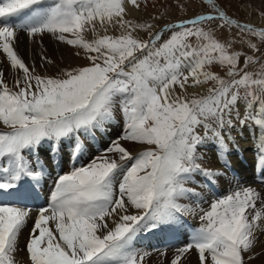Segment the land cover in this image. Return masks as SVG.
<instances>
[{"label":"snow or ice","instance_id":"1","mask_svg":"<svg viewBox=\"0 0 264 264\" xmlns=\"http://www.w3.org/2000/svg\"><path fill=\"white\" fill-rule=\"evenodd\" d=\"M206 3L211 12L177 20L160 32L150 22L127 18L129 6L139 9L140 0L0 3V64L13 73L10 86L0 69V124L10 129L0 132V200L12 201L0 202V264H20L21 251L29 264H146L150 251L138 246L141 234L174 232L182 217L196 215L200 226L169 264H184L193 251L199 264H249L256 233L264 232V195L234 177L232 190L213 192L205 210L197 177L209 185L223 179L225 173L203 167L204 151L229 168L225 137L234 143L237 125L252 122L264 129V65L254 74L249 69L257 59L233 50L235 43H248L259 52L233 30L264 41V28L231 18L216 0ZM97 25L105 32L118 27L121 34L86 40L84 33H95ZM18 32L51 34L82 50L76 55L88 63L42 76L19 54ZM209 83L207 95H188L189 88ZM117 108L124 133L86 163H75ZM121 140L142 150L133 154ZM44 142L52 145V155L36 161L29 153ZM258 151L264 163V138ZM69 164L53 177L50 199L37 206L21 248L19 238L35 206L28 201L40 195L36 185L49 169L55 172L53 165Z\"/></svg>","mask_w":264,"mask_h":264},{"label":"bare ground","instance_id":"2","mask_svg":"<svg viewBox=\"0 0 264 264\" xmlns=\"http://www.w3.org/2000/svg\"><path fill=\"white\" fill-rule=\"evenodd\" d=\"M49 3H51V0H44V4H42L41 7H44L45 5H47ZM92 33H94V32H92ZM39 38H40L41 44H43V46H45V48L42 47V49H41V51L42 50L45 51V54L46 53L54 54V52L55 53L57 52L60 55H63L64 50L67 51V54L65 53L63 55L62 60H61L63 64H66V62H69V61L71 63L76 64V66H78V64L84 65L85 63H87L85 61L86 58L83 57V54H81L79 56L76 55V52L81 51V50H77L75 48L74 51L73 50L71 51V50H69L70 45L55 44V37L52 36L51 34H47V33L44 34L43 37H40V36L29 37L28 35H26L25 32H18V34H17V45L18 46L17 47H19V45H21V49H22V47H24V43H27V47H30V45H32L31 41H35V42H33V45L34 44L36 45L37 41L39 42V40H37ZM27 47H26V50H27ZM21 49H18V51L21 52ZM56 49H60V50H56ZM41 51H39V52H41ZM35 52L37 53V50ZM21 53H23V51ZM81 53H82V51H81ZM38 58H42V57H38ZM38 58L35 57V59H32L33 62L37 65L39 63L43 62L41 60H38ZM51 58L54 59L55 57L53 56ZM56 58H55V60H56ZM57 59L59 61L60 58L58 57ZM63 68L68 69L67 66H64ZM6 70L8 71V77L7 78L10 79L9 84L11 86L13 83L12 82L13 73L8 69L7 65H6L5 71ZM193 91H197L196 94L202 93V91L191 90V88H189L188 89V95L189 96L195 95V93ZM4 128L5 127L2 124H0V130L4 129ZM107 128H108L111 135L109 136V134H108L106 137L101 138L102 146L103 145L108 146L111 143V141H113L114 139H117L118 136H120L124 133V125H119L118 123H116L115 125L114 124L108 125ZM234 131L236 133H231V136L234 140V143L232 141H229L227 136L225 137L226 141L228 142V147H229L227 159L229 161V164L234 165L233 166L234 170H230L228 168L225 169L222 162H220L217 159L216 154L214 152L207 151V150L204 151L203 167L214 168V166L217 164V168L214 170H219L220 172L225 173V176L223 177V179H225V181L228 183L226 192L232 190L231 181L234 178V176L230 177L228 173L231 172L232 174H239V171H241L242 177H240V181L242 183L246 182V183H244L246 186H251L252 188H255L258 192H260L262 195H264V171H263L264 163H261L260 155H259V151H258V142L261 138H264V129H260L258 126L249 123V125H246L243 128H241L239 125H237V127L234 129ZM120 142L122 144H125L128 147H129V145L131 146V143H132V142L123 141V140H121ZM128 143H130V144L128 145ZM90 144L92 145V148L95 149V147H96L95 144H93V143H90ZM67 148L69 150L68 145H65V151H67ZM92 148L90 151L87 152V154L84 157V160L86 162L93 155H97L98 153H100V152L97 153L96 151H93ZM51 149H52V145L48 144V142H45L41 146H39L35 150L34 153H29V156H32L34 158V160H36V161L43 162V161H46L48 159V157L52 155ZM139 150H141L140 147L137 148L136 151H139ZM75 163H84V162L82 160H80V161H76ZM253 163H255L254 167L261 170V171H259V172H261L260 173L261 178L258 177V174H255ZM248 164L250 166H248ZM220 166H222L224 170ZM53 167L55 168V172H52V170L49 169L48 170L49 174L44 175L43 178L40 180V182L36 185L44 191V194H42L43 199H45L47 197L50 198V195H47V193H49L53 189V177L55 176V174L60 173L61 171H64V172L68 171L69 168L71 167V164H69L63 168L56 166V165H53ZM197 179L200 181V184H201V186L197 189V191L200 192L201 194L206 195L208 198L207 200H205L203 202L211 201V199H213L212 198L213 195L203 185V184H207V183H204V178L203 177H197ZM33 183H35V182H33ZM217 183H218V187H219V184L222 183V181L219 180V181H217ZM37 201L38 200H36V199L33 200V205ZM257 202H259V200ZM202 208L207 210V208H209V205L203 206ZM36 217H37V212L30 211V216H29V219L27 221V224H26L25 228L23 229L21 236L19 238V244H20L21 248H24V246L26 245L27 239L29 238V232H30L32 225H33V220ZM187 217L190 218L191 222L196 226V228H198L200 226L201 221H200L199 217H197V218H191L189 216H187ZM50 224L53 225V227H54L53 222H50L49 225ZM177 231H178V233L176 234V236L172 237V238H170V235L172 234V232H169L166 234H161V235L150 234L147 236H145L146 233L141 234V236L139 237V245L138 246L141 248H144V249H148L151 252H166V251L174 250L177 247L183 246L184 244L189 242L190 238H191V232H189V230L186 227H184L182 225H178ZM174 232H176V231H174ZM191 256L196 257L198 260L197 254L193 253L190 255V257ZM17 260L20 262V264H25V263L29 264L26 251L19 252L17 255ZM169 261L170 260H168V261H154L151 264H169ZM188 261H190L189 258H188ZM192 264H193V262H192ZM252 264H264V252L260 256H258L256 258V260L252 262Z\"/></svg>","mask_w":264,"mask_h":264},{"label":"rangeland","instance_id":"3","mask_svg":"<svg viewBox=\"0 0 264 264\" xmlns=\"http://www.w3.org/2000/svg\"><path fill=\"white\" fill-rule=\"evenodd\" d=\"M219 1L223 5L226 6V8L232 13V15L234 17L240 19L241 21L264 26V0H219ZM3 2H5V1L3 0ZM140 3H141V7L139 9H135V8L129 6L127 18L132 19L138 23H144L145 21L150 22V23L155 25V30H157L162 25L168 24L170 22L190 18V17L195 16L196 14H199V13H209L212 11V9H210L202 0H140ZM34 7H41V5L34 6ZM153 18H155V19H153ZM233 32L235 33V35L237 37L243 35L245 41H250L251 43H255L257 45V47L260 49L259 52H256L253 49H251L250 44H248V43H244V44L235 43L233 45V50L241 51V52L247 53L248 55H253L257 59L258 62L255 63L249 70L252 71L254 74L260 73L262 71L261 66L264 65V56L261 55V53H264V41H261L259 37L254 36L250 33L241 34V33H239L238 30H235V29L233 30ZM97 34L101 35V36L106 35V34L118 36L121 34V30L117 27V28H109L108 31L105 32L103 28H101L99 25H97V30L95 33H92L91 31H86L84 33V36H85L86 40H94L97 38ZM66 35H68L69 38H71L70 34H66ZM140 35L143 36L145 39H147V35L145 33L141 32ZM229 38L231 39V35H229ZM37 40H39V42L37 41L36 45L35 44L33 45V42H35V41H31L32 45H30V47H27V43H24V47H22V49H21V45H19V47H17V48L21 49V52L23 51V53H21L20 51H18V52L22 56V58L25 60L26 63H28L29 65H35V69H36V72L38 74H40L42 76H56L59 74V72L61 70L64 69L63 68L64 66H67L68 68L82 67L83 64H78V66L80 65L78 67V66H76V64L71 63L70 61L66 62V64L62 63L61 60L63 58V55L65 53L67 54L66 50H64L63 55H60L57 52L56 53L54 52V54H52V53H46L45 54V51H43V50H42L43 52L41 51L42 47L45 48V46H43V44H41L40 38ZM55 44L65 45V43L58 41L56 38H55ZM26 47H27V50H26ZM74 49H75L74 47L69 46V50L74 51ZM36 50H37V53L35 52ZM56 50H60V49H56ZM39 51H41V52H39ZM53 56L55 58L59 57L60 58L59 61L57 58H56V60H55V58L54 59L51 58ZM35 57L36 58L46 57L47 59L38 58V60H41L43 62H41L37 65L32 60V59H35ZM83 57H84V55H83ZM0 59H3L2 53H0ZM50 59H51L52 63L47 62ZM85 61L88 63V61L86 59H85ZM241 62H243V57H242ZM87 63H85V64L87 65ZM85 64L83 66H86ZM6 65H7L6 63L0 64V69L3 68L2 70L5 71ZM213 70H215L220 75L224 74V71H223L221 66H215V68ZM5 74H6V80L8 81V83H10V79L7 78L8 77V71L7 70L5 71ZM12 78H13V76H12ZM254 78H258V77H256L254 75ZM12 82H13V79H12ZM211 86H212L211 83H209V84H204V85L196 87V88H191V90L202 91L201 94H196L197 91H193V92L195 93V95L203 96V95L208 94V89ZM241 110L243 111V109H241ZM122 117H123L122 113H120L119 108H117V110L115 112V118L113 119V121L109 125H112V124L115 125L116 123H118L119 125H124ZM249 123L255 125L252 122H249ZM5 129H8V128L5 127L4 129H1L0 132H6ZM232 133H236V132L233 130ZM110 135L111 134L109 132V136ZM88 142L92 143V142H90V140ZM48 144H50V143H48ZM129 144L130 143H128V145ZM68 147H70V146L68 145ZM105 147H106V145H103L102 148L99 149L96 146L95 149L92 148V150L96 151L98 153V152H101ZM139 147H140L139 145H135L133 143H131V146L129 145V148L133 152V154H136L142 150V148L140 147L141 150L136 151L137 148H139ZM67 150H68V148H67ZM98 154H100V153H98ZM82 161L84 163H86V161L84 159ZM215 166H214V168L209 167L208 169L214 170L217 168V164ZM233 166L234 165H231V167H233ZM220 167L223 169L222 166H220ZM228 174L230 177H232L230 172ZM221 181H222V183L219 184V187H218L217 182H215L214 184H211V187H208L203 183L202 184L205 186V188L211 194L213 192L226 193L228 183L225 181V179H221ZM202 198H203V201L208 199L207 196L204 194H202ZM187 203H192V202L187 201ZM209 203H210V201L202 202L200 204V207L207 206V205H209ZM260 206H261V202L259 201V202H257V208H259ZM31 211L37 212V214H38V210H36V211L31 210ZM249 211H253V210L250 209ZM184 217L188 218L187 216H184ZM189 217L197 218V217H199V215L189 216ZM188 219H190V218H188ZM49 227L53 228V225L50 224ZM195 228H196V226H195ZM149 233L150 232H148V234ZM177 233H178L177 230H176V232H172V234L170 235V238L175 237ZM256 235L258 237L259 242L257 243V245L254 249L253 258L251 261H249V264H252V262L255 261L256 258L264 252V232L258 231L256 233ZM27 241H28V239H27ZM193 253L197 254L195 251L188 254L185 257L184 264H192V262H193V264H199V261L197 260L196 257H193V256L190 257V255ZM175 254H176V249L171 250V251H166V252H151L150 251V255L148 257H146V264H151L154 261L171 260ZM188 258L190 259V261H188Z\"/></svg>","mask_w":264,"mask_h":264}]
</instances>
